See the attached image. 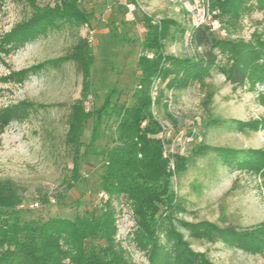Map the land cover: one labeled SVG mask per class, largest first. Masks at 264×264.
I'll return each instance as SVG.
<instances>
[{
	"label": "rangeland",
	"instance_id": "1",
	"mask_svg": "<svg viewBox=\"0 0 264 264\" xmlns=\"http://www.w3.org/2000/svg\"><path fill=\"white\" fill-rule=\"evenodd\" d=\"M57 2L0 0V125L7 119V110L28 111L20 121L8 119L0 127V185L15 190L20 198L16 207L20 220L38 224L73 220L92 212L98 215L105 205L99 188L104 161L99 156L80 157L96 118L90 112L103 105L109 93L112 104L133 103L145 36L141 14L155 22L168 18L177 23L172 40L164 42L165 54L192 57L195 53L188 38L181 37L180 30L188 29L190 22L176 0H75L78 10L91 14L86 23L56 22L29 40H15L13 32L18 27ZM259 18L252 13L235 26L219 24L228 32L225 39H248ZM82 40L92 56L88 82L75 62L67 59ZM171 95L170 108L152 107L163 128L157 136L167 145L179 132H192L199 144L209 148L191 161L173 187L180 209L172 213V219L181 241L210 264H264V164L243 167L240 160L248 158L247 154H264V86L233 90L213 69L203 85L194 82ZM76 104L85 114L77 153L66 145L67 118ZM100 121L98 151L113 147L117 125L114 116L100 117ZM214 148L240 154L234 163L223 162ZM113 206H118V200ZM124 210L129 215L122 226L125 262L149 264L146 251L134 240L133 215L128 208ZM183 223L228 225L238 233L259 237V246L242 248L243 242L235 240L211 242L182 228ZM96 243L103 244L86 240L84 249Z\"/></svg>",
	"mask_w": 264,
	"mask_h": 264
},
{
	"label": "trees",
	"instance_id": "2",
	"mask_svg": "<svg viewBox=\"0 0 264 264\" xmlns=\"http://www.w3.org/2000/svg\"><path fill=\"white\" fill-rule=\"evenodd\" d=\"M57 1L59 4L38 12L28 23L18 27L13 32L15 40H29L55 26L56 22L66 21L79 26L91 17L90 13L77 9L75 0ZM209 3L216 11L214 18L222 25L235 26L243 16L252 13L259 14L260 18L255 21L248 39L238 40L217 37L208 26L195 28L189 25L188 29L180 30L181 37L188 38L195 53L192 57H176L165 54L164 42L172 40V29L178 28L177 23L168 18L155 22L141 14L145 36L143 53L138 59L140 77L137 90L132 94L133 103L131 106L112 104L109 101L112 94L109 93L104 104L90 112V116L96 118L90 140L80 157L99 156L104 161L99 177V188L107 197L104 207L99 209L98 215L92 212L73 220L50 219L40 224L25 222L16 212L21 200L15 190L0 185V264H64V261L69 264H127L122 253V235L120 239L116 238V222L125 208L133 215L134 240L146 251L149 264H210L204 255L189 251L172 219V213L180 209L173 187L191 161L204 156L209 148L194 138L183 152L177 150L164 158V141L157 136L163 128L152 112L153 106L165 108L173 91L182 90L194 82L203 85V79L213 69L233 90L246 85L264 86V0H209ZM67 59L75 62L88 82V70L92 64L88 43L79 41ZM154 84H157V93L152 99ZM27 112L19 108L9 109L5 113L6 121H20ZM84 116L83 109L76 104L70 108L67 118L66 145L76 153ZM110 116L117 120L115 144L110 149L98 151L95 144L99 139L100 117ZM6 121L0 127L6 125ZM207 125L209 123L204 124ZM183 133L194 136L192 132ZM212 151L223 162L234 163L240 154L221 148ZM247 155L246 159L240 158L243 167L264 164L263 153ZM114 200H118L116 207L113 206ZM181 227L211 242L235 240L243 242L242 248L259 246V237L253 233H238L228 225L219 228L207 223L194 226L183 223ZM86 240H99L103 244L96 243L85 250Z\"/></svg>",
	"mask_w": 264,
	"mask_h": 264
},
{
	"label": "built area",
	"instance_id": "3",
	"mask_svg": "<svg viewBox=\"0 0 264 264\" xmlns=\"http://www.w3.org/2000/svg\"><path fill=\"white\" fill-rule=\"evenodd\" d=\"M185 10L191 27H210L211 32L218 34L221 38H226L228 35L227 30L222 28L219 22L214 18L216 11L210 7L209 0H176ZM129 12H133L134 7L129 6ZM157 93V84H154L151 89L152 99L155 98ZM172 97L169 95L167 107L170 108L172 105ZM162 139V137H161ZM194 136H185L183 131L175 135L174 140L170 144L163 145V157H168L169 154L174 153L175 151L183 152L185 148L193 143ZM100 198L104 201L107 200V197L101 193ZM129 218L128 214H122L118 218L116 224L118 227V234L116 235L117 239H120V236L123 234V223ZM122 237V236H121ZM123 238V237H122Z\"/></svg>",
	"mask_w": 264,
	"mask_h": 264
}]
</instances>
